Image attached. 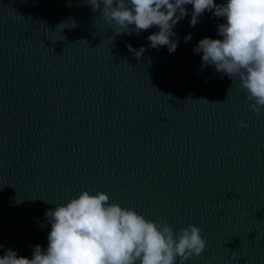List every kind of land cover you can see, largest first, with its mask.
Wrapping results in <instances>:
<instances>
[{
	"label": "water",
	"instance_id": "95a60500",
	"mask_svg": "<svg viewBox=\"0 0 264 264\" xmlns=\"http://www.w3.org/2000/svg\"><path fill=\"white\" fill-rule=\"evenodd\" d=\"M185 7L170 54L149 46L156 26L116 35L103 5L0 0V255L46 249V210L87 190L200 228L206 248L184 264H264V114L193 51L225 18L192 27Z\"/></svg>",
	"mask_w": 264,
	"mask_h": 264
},
{
	"label": "clouds",
	"instance_id": "9594fccd",
	"mask_svg": "<svg viewBox=\"0 0 264 264\" xmlns=\"http://www.w3.org/2000/svg\"><path fill=\"white\" fill-rule=\"evenodd\" d=\"M93 12L101 9L109 24L115 25V34L136 35L153 26L159 30L147 37L149 46L158 49L167 46L174 53L179 41L174 27L189 13L190 26L198 18L211 12L226 22L217 26L222 39L205 37L193 48L202 53L201 68L212 66L232 81L239 78L249 108L257 115L264 114V0H86ZM130 26L134 28L130 29ZM75 27V22H73ZM185 37V43L191 40ZM128 50L137 58L144 47ZM230 91V89H229ZM240 127H248L244 121ZM47 203V202H46ZM45 219L51 225L47 248L33 247L32 258L17 256L12 249L0 255V264H184L200 256L206 241L201 229L189 225L174 232L166 221H153L134 209L109 203L102 192L90 194L83 190L64 204L46 210ZM43 227V225H41ZM0 248L3 245L0 244Z\"/></svg>",
	"mask_w": 264,
	"mask_h": 264
}]
</instances>
